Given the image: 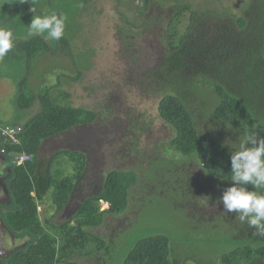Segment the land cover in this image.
Returning <instances> with one entry per match:
<instances>
[{
  "label": "trees",
  "instance_id": "1",
  "mask_svg": "<svg viewBox=\"0 0 264 264\" xmlns=\"http://www.w3.org/2000/svg\"><path fill=\"white\" fill-rule=\"evenodd\" d=\"M87 1L82 0L81 4ZM151 1L138 0L136 5L147 8L152 5ZM117 2L119 4L120 0ZM67 3L70 7H66ZM21 8V12L33 8L42 14H63L66 17L65 29L58 46L70 52L68 32L73 28L69 22L72 21L71 13L77 8L74 0H43L35 4L24 0ZM10 9L13 10V18H17L14 26L19 27H14V30L25 36L29 25L23 22L36 15L22 16L23 13L18 12V20L15 9ZM171 9L172 16L166 30V50L161 65L153 71L155 77L152 86L161 95L158 115L173 130L168 145L180 155L193 158L201 170L192 186H188V175H178L177 188L180 185L184 188L182 194L186 202L202 206L207 203L196 196L208 194L222 200L224 192L234 185L264 193V189L232 180L231 157L235 153L232 146L223 141V135L230 130L238 131L246 138L255 136L257 142L264 138V0H244L238 9L240 14L219 8L192 9L190 5L180 2L174 3ZM138 12L143 14V11ZM185 14H188V18L180 30ZM125 32L128 37L135 30L127 26ZM13 46L22 52L26 61V75L17 86L16 105L24 109L37 99L39 106V110L20 125V144L4 146L6 153L16 150L32 155V159L25 163L13 165L10 180L15 208L5 217L13 229L27 233L35 241L31 249L19 251V255L14 257L15 264H82L84 255L99 256L98 252L106 245V241L96 238L97 246L85 247L87 241L93 238L89 237L84 227H97L107 214L119 215L127 208L129 188L136 180L135 174L130 170L107 172L97 195L87 196L80 201L74 222L66 219L59 224H51L46 218L45 223H50L52 232L42 225L37 212L39 202L44 199V190H41L43 184L39 181L36 168L42 140L74 129L80 130L91 124L97 115L92 109L65 102L69 96L66 91H55L54 87L39 89L38 93L33 88L25 91L23 86L29 81L27 75L36 59L54 51L39 35L14 38ZM199 82L210 86L216 98L212 116L219 123L220 131L207 130L203 134L199 128L197 119L201 110L187 95L188 87H195ZM250 144L252 148L258 146L251 141ZM59 153L74 161V175L46 182L51 189L49 197L56 213L68 205L86 163L81 151L64 148ZM167 159L170 164L172 161ZM202 179L203 183L200 182ZM195 184L203 186L204 191L192 194L194 191L188 189ZM219 184L223 186L219 187ZM100 200L108 202L106 209H100ZM196 216L189 214L191 218L188 223L197 230L223 232L219 241L214 239L204 244V247L212 248L210 256L205 252L195 255L172 254L174 248L168 236L152 234L134 243L122 264H264V237L253 236L254 229L248 226L247 217L241 221L239 213L226 211L219 217L210 213L209 218L202 222ZM72 253H77L79 259H68Z\"/></svg>",
  "mask_w": 264,
  "mask_h": 264
},
{
  "label": "rangeland",
  "instance_id": "2",
  "mask_svg": "<svg viewBox=\"0 0 264 264\" xmlns=\"http://www.w3.org/2000/svg\"><path fill=\"white\" fill-rule=\"evenodd\" d=\"M42 1L30 0L32 4ZM81 1L74 0L77 8L71 13L72 21L69 22L73 28L68 32L70 52L66 48L62 50L58 40L45 39L46 34L39 35L54 53L47 52L36 59L35 70L32 66L29 72H34L23 86L25 91L34 89L37 93L48 87L66 91L69 96L65 102L92 109L97 115L82 129L49 137L43 143L36 159L37 173L43 184L41 190H44V199L39 202L37 212L42 225L52 232L50 223L59 224L66 219L74 222L80 201L97 195L107 172L130 170L134 171L136 180L129 188L127 208L119 215L107 214L97 227H84L93 238L85 247L97 246L96 238L106 241V245L98 252L99 256L84 255L83 264H122L134 243L152 234L168 236L174 248L172 254L205 252L210 256L213 250L204 244L214 239L219 241L223 232L197 230L188 223L189 214L197 215L196 219L203 222L210 213L219 217L227 210L222 200L208 194L196 196L202 198L206 206L186 202L182 194L184 188L181 185L177 188L178 175H188V186H192L201 170L193 158L180 155L168 145L173 130L158 115L161 95L152 86L153 71L162 63L174 3L188 4L192 9L219 8L240 14L238 9L244 0H223L222 3L218 0H152V5L147 8L137 6L138 0H120L119 4L117 0H88L85 4ZM21 5V0H0V28L11 31L13 40L25 39L28 31L23 36L14 30L17 18H13L10 8L15 9L18 17V12L29 17L47 14L31 9L21 12ZM66 5L70 7L68 3ZM33 17L23 24L30 26ZM187 18L188 14H185L180 30ZM127 26L135 30L132 36L126 37ZM10 51L9 55H12ZM9 55L0 59V72L16 80L0 76L3 86L0 90V127L22 125L39 110L37 99L25 109L17 107V86L24 72L19 67L21 62L17 64V60ZM22 57L20 59L25 62ZM187 95L201 110L197 119L201 132L220 131L219 123L212 116L216 98L211 87L199 82L195 87H188ZM223 141L232 146L234 153L252 148L249 139L235 130L223 135ZM63 148L81 151L86 163L68 205L56 213L49 197L51 189H44V184L46 180L53 182L74 175V161H69L65 154H54ZM167 158L172 161L170 164ZM202 187L195 184L188 190L196 194L204 191ZM99 207L106 209L108 202L101 200ZM46 218L50 220L49 224L45 223Z\"/></svg>",
  "mask_w": 264,
  "mask_h": 264
},
{
  "label": "clouds",
  "instance_id": "3",
  "mask_svg": "<svg viewBox=\"0 0 264 264\" xmlns=\"http://www.w3.org/2000/svg\"><path fill=\"white\" fill-rule=\"evenodd\" d=\"M31 10L34 11L33 8ZM65 21L66 17L63 14L34 16L28 26V36L46 34L45 39L59 40L64 35ZM12 48V32L0 28V59ZM248 139L258 146L232 155V180L241 185L250 184L256 189H264V138L257 142L255 136L250 135ZM221 199L228 212L239 213L241 221L247 217L248 226L254 229L253 236L264 237V193L248 191L244 187L234 185L224 192Z\"/></svg>",
  "mask_w": 264,
  "mask_h": 264
},
{
  "label": "flooded vegetation",
  "instance_id": "4",
  "mask_svg": "<svg viewBox=\"0 0 264 264\" xmlns=\"http://www.w3.org/2000/svg\"><path fill=\"white\" fill-rule=\"evenodd\" d=\"M10 52H12V55L22 58V52L15 50L14 46ZM7 54L9 55V52ZM19 61L21 62L20 68L23 71L26 61L23 62L21 59ZM33 68L35 70L34 66ZM32 72L27 75L29 79ZM13 165L14 162L6 153L0 139V264H15L14 257L19 255V251H27L35 243L27 233L13 229L5 217L7 212L15 208V199L10 186ZM68 259L78 260L79 255L72 253L68 256ZM83 262L84 259L81 263L83 264Z\"/></svg>",
  "mask_w": 264,
  "mask_h": 264
},
{
  "label": "built area",
  "instance_id": "5",
  "mask_svg": "<svg viewBox=\"0 0 264 264\" xmlns=\"http://www.w3.org/2000/svg\"><path fill=\"white\" fill-rule=\"evenodd\" d=\"M21 130V126L19 125L6 124L0 127V137L3 146L9 145L14 147V145L20 144L21 141L20 137L18 136L20 135ZM7 154L11 157L16 165L23 164L27 160L32 159V155L25 151L19 152L16 150H11Z\"/></svg>",
  "mask_w": 264,
  "mask_h": 264
},
{
  "label": "crops",
  "instance_id": "6",
  "mask_svg": "<svg viewBox=\"0 0 264 264\" xmlns=\"http://www.w3.org/2000/svg\"><path fill=\"white\" fill-rule=\"evenodd\" d=\"M8 55V54H7ZM9 57H11L14 61H15V59L17 60V63H20V61H19V59H20V56H14V55H9ZM20 67V66H19ZM20 70H22L21 68H20ZM22 72H24V71H22ZM7 75H9V74H5V73H3V72H0V76L3 78V77H7ZM24 75H26V73L24 72ZM7 78H10V79H15L16 80V78H12V77H7ZM3 88V86L1 85V83H0V90ZM20 109V108H19ZM25 109V108H24ZM16 123H19V122H16ZM65 134V133H64ZM49 137H54V136H48V137H45L43 140H42V143H41V146H40V148H39V151H40V149H41V147H42V145H43V143L46 141V139L47 138H49ZM64 149V148H63ZM68 149V148H67ZM61 150V149H60ZM59 150V151H60ZM39 151H38V153H39ZM59 151H57V152H54V154L55 153H58V154H63V153H59ZM53 154V155H54ZM38 155V154H37ZM37 162V161H36ZM37 168V167H36ZM46 182H47V180H46ZM48 184V183H47ZM45 185V187H44V189H46V188H48V185H46V183L44 184ZM49 189V188H48Z\"/></svg>",
  "mask_w": 264,
  "mask_h": 264
}]
</instances>
